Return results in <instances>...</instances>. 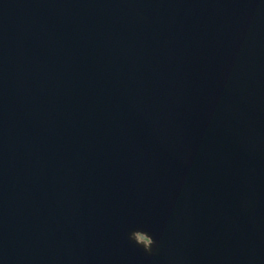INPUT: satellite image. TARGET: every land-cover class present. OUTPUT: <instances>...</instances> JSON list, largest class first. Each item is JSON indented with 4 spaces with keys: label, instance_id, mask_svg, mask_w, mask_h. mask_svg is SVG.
Segmentation results:
<instances>
[{
    "label": "water",
    "instance_id": "water-1",
    "mask_svg": "<svg viewBox=\"0 0 264 264\" xmlns=\"http://www.w3.org/2000/svg\"><path fill=\"white\" fill-rule=\"evenodd\" d=\"M0 264H264V0H0Z\"/></svg>",
    "mask_w": 264,
    "mask_h": 264
},
{
    "label": "clouds",
    "instance_id": "clouds-1",
    "mask_svg": "<svg viewBox=\"0 0 264 264\" xmlns=\"http://www.w3.org/2000/svg\"><path fill=\"white\" fill-rule=\"evenodd\" d=\"M129 239L133 240L138 246H142L146 253H153V245L156 243V241L146 232L141 230L132 231L129 235Z\"/></svg>",
    "mask_w": 264,
    "mask_h": 264
}]
</instances>
